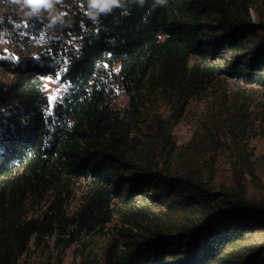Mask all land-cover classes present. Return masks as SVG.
I'll return each instance as SVG.
<instances>
[{"label": "trees", "instance_id": "16d2710c", "mask_svg": "<svg viewBox=\"0 0 264 264\" xmlns=\"http://www.w3.org/2000/svg\"><path fill=\"white\" fill-rule=\"evenodd\" d=\"M71 3L65 23L49 28L58 32L49 48L35 55L32 29L10 38L15 62L0 59V264H18L32 239L54 236L65 247L74 231L103 228L118 203L120 236L104 264H264V195L248 197L239 175L217 188L210 176L173 168L170 151L159 152L163 166L143 158L132 120L107 99L116 68L136 114L143 90L171 92L182 109L218 75L257 85L264 108V0L155 9L126 0L95 21ZM59 70L68 90L49 118L42 77ZM75 190L81 200L69 211Z\"/></svg>", "mask_w": 264, "mask_h": 264}, {"label": "rangeland", "instance_id": "374dc122", "mask_svg": "<svg viewBox=\"0 0 264 264\" xmlns=\"http://www.w3.org/2000/svg\"><path fill=\"white\" fill-rule=\"evenodd\" d=\"M71 1L65 0L63 11L68 12L72 8ZM251 11L256 19L255 11ZM43 18L44 14L24 18L0 4V57L15 56L10 38L22 37L32 29L40 39L35 46L38 50L35 55L42 48H49L47 40L57 36L58 32L49 30L50 26ZM73 40L74 37L68 38V44ZM112 71L114 73L108 76L107 99L114 109L132 120L131 137L141 148L143 158L153 156L154 161L163 166L164 157L159 152L170 151L169 164L173 168L210 176L211 184L217 188L232 186L235 176L239 175L248 197L259 199L264 195V108L259 104L261 91L257 85L218 75L205 90L184 100L182 109V99L177 101L171 92L160 94L143 90L145 92L137 95L141 101L136 114L129 108V97L119 81L117 69ZM55 74L42 77L43 89L47 97L55 94L61 99L68 90V83L56 82ZM49 76L53 79H46ZM160 122L166 125L163 134L159 133ZM149 142L155 143L152 151L148 149ZM80 200V191L75 190L68 200V210L73 211ZM117 208L103 228L90 232L74 231L72 241L65 247H61L54 236L39 244H34L32 239L28 250L19 257L18 264H104L110 246L120 236L123 217L119 210L124 208L120 203ZM151 208L148 220L155 214L153 212H158L156 207ZM134 214L140 215V212Z\"/></svg>", "mask_w": 264, "mask_h": 264}, {"label": "clouds", "instance_id": "9594fccd", "mask_svg": "<svg viewBox=\"0 0 264 264\" xmlns=\"http://www.w3.org/2000/svg\"><path fill=\"white\" fill-rule=\"evenodd\" d=\"M76 6L84 15L92 20H97L102 14H110L114 9L124 10L126 0H74ZM139 6H144L146 0H131ZM0 4L6 5L7 9L24 18L39 17L41 14H47V25L54 27L58 24L65 23L64 17L66 12L65 0H0ZM168 0H151L150 7L155 9L157 5L166 6ZM61 7H57V6ZM125 11V14H128Z\"/></svg>", "mask_w": 264, "mask_h": 264}, {"label": "snow or ice", "instance_id": "6c2138e0", "mask_svg": "<svg viewBox=\"0 0 264 264\" xmlns=\"http://www.w3.org/2000/svg\"><path fill=\"white\" fill-rule=\"evenodd\" d=\"M0 35H2V33H0ZM0 59H9L11 62H15L16 61V57L14 55L10 56V57H0ZM67 69L64 70V72L66 73ZM46 79H53L52 76H49L47 77ZM54 79L56 82H61L62 83V74L61 73H56L55 76H54ZM45 87H47V85H45ZM60 90L58 89L57 92H59ZM57 102L59 103L60 102V97L57 96V95H50L47 97V103H48V107H49V110L47 113H42V115H46L48 116L49 118L51 117V115L53 114L52 113V108H53V103ZM2 111V110H0Z\"/></svg>", "mask_w": 264, "mask_h": 264}]
</instances>
